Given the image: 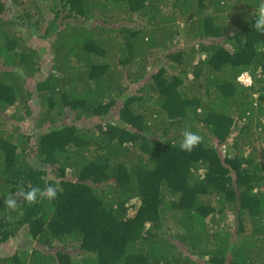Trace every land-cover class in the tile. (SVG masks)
Here are the masks:
<instances>
[{
  "label": "trees",
  "instance_id": "trees-1",
  "mask_svg": "<svg viewBox=\"0 0 264 264\" xmlns=\"http://www.w3.org/2000/svg\"><path fill=\"white\" fill-rule=\"evenodd\" d=\"M261 2L0 0V264H264Z\"/></svg>",
  "mask_w": 264,
  "mask_h": 264
},
{
  "label": "clouds",
  "instance_id": "clouds-1",
  "mask_svg": "<svg viewBox=\"0 0 264 264\" xmlns=\"http://www.w3.org/2000/svg\"><path fill=\"white\" fill-rule=\"evenodd\" d=\"M255 13L256 16L252 27L256 32L264 35V2L259 3L258 7L255 9ZM201 143H203V137L191 131L190 128H187L182 132V139L179 147L181 151L190 153L199 147ZM59 192L60 188L58 185L48 184L44 188L30 187L27 191L21 190L15 194H9L4 203L7 208L16 210L24 203L28 205L37 203L38 199L54 201L58 198Z\"/></svg>",
  "mask_w": 264,
  "mask_h": 264
},
{
  "label": "rangeland",
  "instance_id": "rangeland-1",
  "mask_svg": "<svg viewBox=\"0 0 264 264\" xmlns=\"http://www.w3.org/2000/svg\"><path fill=\"white\" fill-rule=\"evenodd\" d=\"M7 7H8V9L11 8L10 5H8ZM25 34H26L27 37H32L30 39L36 40V42L39 41L37 35H35L34 32H33V34H27V31H26ZM45 64H46L44 66L45 69L41 72L40 77H43L44 75H46L50 71V66L47 63H45ZM24 127H25L24 129H25L26 132L34 131V127H35L34 120H30L29 123H27ZM29 159L31 160V162H32V164L34 166H36L38 168H41V169H48V170H50L46 165H43L42 163L38 162L33 157H30ZM24 242H25V240H23L22 238L20 240H18V242H16L15 244H13L14 249L19 248L22 244H24Z\"/></svg>",
  "mask_w": 264,
  "mask_h": 264
},
{
  "label": "built area",
  "instance_id": "built-area-1",
  "mask_svg": "<svg viewBox=\"0 0 264 264\" xmlns=\"http://www.w3.org/2000/svg\"><path fill=\"white\" fill-rule=\"evenodd\" d=\"M238 80L245 86H251L253 84V80L249 73H243L241 76H239Z\"/></svg>",
  "mask_w": 264,
  "mask_h": 264
}]
</instances>
